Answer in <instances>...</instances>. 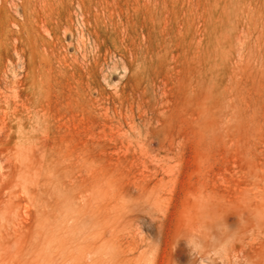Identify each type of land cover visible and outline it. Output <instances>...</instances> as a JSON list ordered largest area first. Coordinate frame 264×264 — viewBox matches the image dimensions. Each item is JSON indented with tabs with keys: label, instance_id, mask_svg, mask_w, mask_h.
<instances>
[{
	"label": "rangeland",
	"instance_id": "1",
	"mask_svg": "<svg viewBox=\"0 0 264 264\" xmlns=\"http://www.w3.org/2000/svg\"><path fill=\"white\" fill-rule=\"evenodd\" d=\"M0 264H264V0H0Z\"/></svg>",
	"mask_w": 264,
	"mask_h": 264
},
{
	"label": "bare ground",
	"instance_id": "2",
	"mask_svg": "<svg viewBox=\"0 0 264 264\" xmlns=\"http://www.w3.org/2000/svg\"><path fill=\"white\" fill-rule=\"evenodd\" d=\"M66 65L68 66V64H66ZM110 72H111V71H110ZM111 73H112V72H111ZM111 79H112V78H111ZM113 79H114V78H113ZM113 79H112V80H113ZM82 82H83V81H82ZM111 82H112V81H111ZM82 85H83V84H82ZM110 85H111V84H110ZM114 89H115V88H114ZM109 95H110V94H109ZM107 116H108V115H107ZM110 117H111V116H110ZM113 117H114V116H113ZM113 117H112V118H113ZM124 123H126V122H124ZM130 127H131V126H130Z\"/></svg>",
	"mask_w": 264,
	"mask_h": 264
}]
</instances>
